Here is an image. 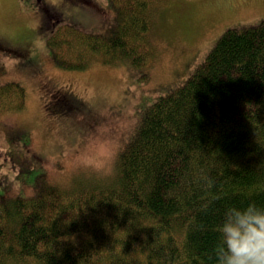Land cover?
Instances as JSON below:
<instances>
[{
    "label": "trees",
    "instance_id": "trees-1",
    "mask_svg": "<svg viewBox=\"0 0 264 264\" xmlns=\"http://www.w3.org/2000/svg\"><path fill=\"white\" fill-rule=\"evenodd\" d=\"M172 1L111 0L110 36L45 9L44 31L57 24L47 37L54 64L151 69L157 17ZM27 98L23 84L1 85L0 117ZM249 203L264 210V18L227 29L187 80L153 101L111 173L0 195V264H216L225 212Z\"/></svg>",
    "mask_w": 264,
    "mask_h": 264
},
{
    "label": "rangeland",
    "instance_id": "rangeland-1",
    "mask_svg": "<svg viewBox=\"0 0 264 264\" xmlns=\"http://www.w3.org/2000/svg\"><path fill=\"white\" fill-rule=\"evenodd\" d=\"M91 1L0 0V45L26 47L22 56L0 48V86L18 82L28 92L23 110L0 117L1 196L29 198L82 172L111 173L153 101L187 80L227 29L264 18V0H173L157 17L151 69H61L47 45L57 24L44 31L45 9L110 36L116 25L111 0ZM59 96L68 99V109Z\"/></svg>",
    "mask_w": 264,
    "mask_h": 264
},
{
    "label": "clouds",
    "instance_id": "clouds-1",
    "mask_svg": "<svg viewBox=\"0 0 264 264\" xmlns=\"http://www.w3.org/2000/svg\"><path fill=\"white\" fill-rule=\"evenodd\" d=\"M218 233L216 264H264V210L255 203L227 209Z\"/></svg>",
    "mask_w": 264,
    "mask_h": 264
}]
</instances>
